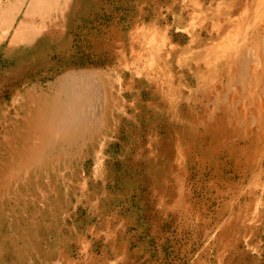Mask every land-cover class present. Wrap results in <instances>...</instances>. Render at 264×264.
Returning a JSON list of instances; mask_svg holds the SVG:
<instances>
[{
  "label": "rangeland",
  "instance_id": "1",
  "mask_svg": "<svg viewBox=\"0 0 264 264\" xmlns=\"http://www.w3.org/2000/svg\"><path fill=\"white\" fill-rule=\"evenodd\" d=\"M228 1L0 0V264H264V140L237 169L189 136L222 100L264 135L203 48Z\"/></svg>",
  "mask_w": 264,
  "mask_h": 264
},
{
  "label": "bare ground",
  "instance_id": "2",
  "mask_svg": "<svg viewBox=\"0 0 264 264\" xmlns=\"http://www.w3.org/2000/svg\"><path fill=\"white\" fill-rule=\"evenodd\" d=\"M228 3L230 4L227 10L229 16L225 19L219 18L218 22L214 25L216 28V33L212 35L214 41H212L209 46H207V44L206 47L203 48L206 54L210 52V49H214V58L212 57L211 61L221 65L223 74L227 76L233 75L232 78L234 79L235 73L246 72L249 77L246 79L245 88L249 89L256 87V93H263L264 37L262 38L261 36L260 25L262 24V17L264 16V0H250L247 2L245 0H230ZM253 9L258 17L252 21V16L249 13ZM235 15L236 18H233ZM246 18L247 20L245 23L244 19ZM258 37H260L261 40ZM252 42H254L256 46H252ZM260 43L262 44L260 45ZM203 48L199 51L201 53H198L199 57L205 56ZM202 53L203 55H201ZM252 55L255 56L253 59H251ZM238 58L240 61L246 60L243 64L245 65L244 67L238 66ZM253 60L256 63L255 68H249L248 61L251 62ZM209 61L210 60H206L205 62L207 65L206 68L208 69L205 70V73L211 76L215 73V70L212 69L213 66H209V64H211V61ZM155 62L152 63L154 64ZM197 64L199 63H196V65ZM215 68H217V66H215ZM201 71L203 70L201 69ZM202 93L203 98H209L211 91L207 88L203 89ZM258 101L259 103L257 105L254 101L253 103L257 108L262 110L264 108V97L261 96V99L258 98L257 102ZM222 102L223 100L217 103L219 112L216 111L214 115H212V113L216 110V107L212 111L207 109L202 110L203 113L198 116L191 115L190 119L192 122L189 136L198 135L200 139V146L195 147L193 152L195 153L201 150V153L204 155L213 154L215 157H218L219 154H223L224 152H229L230 156L234 158V167L237 169H250L256 163V158L261 152L264 135L255 132L251 134L247 127H241L239 118L231 115L234 110H238V108H233V106L236 107V105H224ZM243 107L247 108V106ZM69 114L70 112H63L58 118H62L64 121V118L66 119L65 116ZM70 115L68 117L72 120V116ZM203 119L204 121L202 123L201 120ZM199 125L203 127L201 133L198 134ZM263 125L264 123L262 122V126ZM242 142H246V145H242ZM202 146L203 149H201Z\"/></svg>",
  "mask_w": 264,
  "mask_h": 264
}]
</instances>
